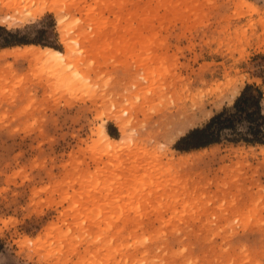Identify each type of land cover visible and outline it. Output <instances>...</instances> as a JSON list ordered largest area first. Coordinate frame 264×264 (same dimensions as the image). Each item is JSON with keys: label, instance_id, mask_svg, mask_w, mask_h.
Masks as SVG:
<instances>
[{"label": "rangeland", "instance_id": "obj_1", "mask_svg": "<svg viewBox=\"0 0 264 264\" xmlns=\"http://www.w3.org/2000/svg\"><path fill=\"white\" fill-rule=\"evenodd\" d=\"M2 7L32 15L0 11L28 41L68 33L90 78L72 92L67 66L0 48V264H264L263 145L174 148L234 89L264 92V0Z\"/></svg>", "mask_w": 264, "mask_h": 264}, {"label": "trees", "instance_id": "obj_2", "mask_svg": "<svg viewBox=\"0 0 264 264\" xmlns=\"http://www.w3.org/2000/svg\"><path fill=\"white\" fill-rule=\"evenodd\" d=\"M0 31L7 34L0 39V48L28 43L58 48L49 43L28 41L24 36H20L17 30L10 31L1 25ZM263 96L261 87L253 83L246 84L232 106L223 107L202 126L189 129L176 141L174 148L179 151H189L222 142L264 146ZM109 133L115 136L111 131Z\"/></svg>", "mask_w": 264, "mask_h": 264}, {"label": "bare ground", "instance_id": "obj_3", "mask_svg": "<svg viewBox=\"0 0 264 264\" xmlns=\"http://www.w3.org/2000/svg\"><path fill=\"white\" fill-rule=\"evenodd\" d=\"M10 6H11V8H13L12 5H10ZM9 10H10L9 7L8 8H5V7L0 8V11H2L4 13L8 12ZM22 11L23 10H21V12ZM24 14H28V13L25 12ZM24 14L21 16V19L24 18V17H25V19H28L30 14H28L27 17ZM5 15L6 16L1 21L2 24H4V22H6L8 24L17 23L18 21L21 20V19L18 20L15 17L14 14H11L9 12L6 13ZM30 16H32V15H30ZM33 17H34V15H33ZM60 22H62V21L60 20ZM66 31L67 30H65V32ZM62 35H63L62 39H64L63 41H64V43L66 44V47H67L66 51H62V50L56 49V48L51 47V46L27 44V45H22V46L21 45H17L15 47H13L12 49H5L6 50V54H14L15 55V53H16V56H17V54L18 55H21V54L25 55V54H28L30 52V53L34 54L35 56H37L38 58H40L41 60H43L44 62L50 63L51 66L52 65L53 66L54 65H60L61 69H64V67L67 66L68 67V71L66 72V69L63 70L64 73H63V76H62V80H63V82L67 83L66 85L69 86V89H71V91L72 90L75 91V90L79 89L82 86V84L85 83L90 78V74H86V73H82L81 74L79 72L78 67H76L75 66L76 64L74 65V63H73L75 55L73 54V51H74V48L72 47L73 43H71V44L68 43L69 34L68 33H64V31H63ZM74 46H76V45H74ZM69 47H72V48H70V50H69ZM76 47H78V46H76ZM76 62H77V60H76ZM88 88H90V87H88ZM241 88L242 87L234 89L233 97L236 96V94H238L240 92ZM120 119L121 118L118 117V119H116V120L118 122V125L121 127L120 129L122 130L125 127V122H123L122 119L121 120ZM98 130L102 134L101 137H102V139L105 141V143L107 145H113L115 142L118 141L116 138H114L112 135H110V133L107 131L105 125H101V127H99ZM122 131H124V129ZM261 147L264 149V146H261ZM187 154H188V152H187Z\"/></svg>", "mask_w": 264, "mask_h": 264}]
</instances>
